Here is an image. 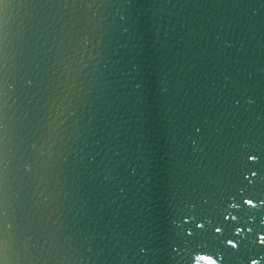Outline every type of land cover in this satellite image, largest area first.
Returning <instances> with one entry per match:
<instances>
[{
    "label": "water",
    "instance_id": "1",
    "mask_svg": "<svg viewBox=\"0 0 264 264\" xmlns=\"http://www.w3.org/2000/svg\"><path fill=\"white\" fill-rule=\"evenodd\" d=\"M0 264H264V0H0Z\"/></svg>",
    "mask_w": 264,
    "mask_h": 264
}]
</instances>
